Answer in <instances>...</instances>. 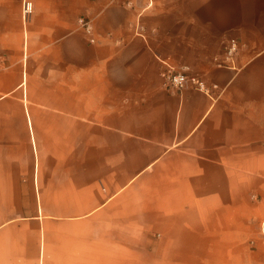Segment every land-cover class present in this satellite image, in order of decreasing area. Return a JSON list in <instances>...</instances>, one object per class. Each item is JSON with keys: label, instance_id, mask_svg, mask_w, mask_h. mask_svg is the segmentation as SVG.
Listing matches in <instances>:
<instances>
[{"label": "crops", "instance_id": "obj_1", "mask_svg": "<svg viewBox=\"0 0 264 264\" xmlns=\"http://www.w3.org/2000/svg\"><path fill=\"white\" fill-rule=\"evenodd\" d=\"M29 1L0 0V264H264V0Z\"/></svg>", "mask_w": 264, "mask_h": 264}, {"label": "built area", "instance_id": "obj_2", "mask_svg": "<svg viewBox=\"0 0 264 264\" xmlns=\"http://www.w3.org/2000/svg\"><path fill=\"white\" fill-rule=\"evenodd\" d=\"M32 10V3L29 0H24L23 13L27 17ZM78 23L84 32L87 34L89 41L95 40L92 34V25L90 20L85 17H79ZM238 41L231 37L227 40L223 50V57L216 58L215 63L219 66H231L233 64L234 56L238 52ZM5 67L3 60L0 58V69ZM163 86L170 92H180L185 87H191L205 93H210L212 87H216L215 84L209 85L204 78L198 74L192 73L187 66L173 67L168 66L167 69L162 73ZM261 234L264 236V228L261 229Z\"/></svg>", "mask_w": 264, "mask_h": 264}]
</instances>
